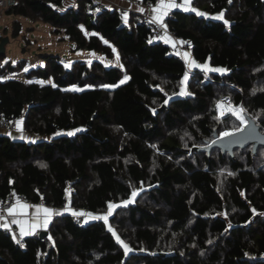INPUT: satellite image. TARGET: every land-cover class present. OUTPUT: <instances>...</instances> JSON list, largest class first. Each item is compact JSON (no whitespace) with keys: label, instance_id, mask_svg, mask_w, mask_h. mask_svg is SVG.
Returning a JSON list of instances; mask_svg holds the SVG:
<instances>
[{"label":"trees","instance_id":"trees-1","mask_svg":"<svg viewBox=\"0 0 264 264\" xmlns=\"http://www.w3.org/2000/svg\"><path fill=\"white\" fill-rule=\"evenodd\" d=\"M64 1L16 0L4 12L53 25L75 50L109 60L117 50L120 65L76 60L66 68L60 57L45 56L27 77L53 85L0 80V125L22 118L25 132L42 137L29 143L0 134V199L17 193L105 214L137 196L110 214V227L93 217L78 224L64 213L48 235L23 238V245L0 229V264H264V147L236 148L234 156L194 150L212 142L214 130L222 136L246 123L220 115L225 96L264 132V0H192L210 16L170 12L168 30L194 59L225 70L194 71L185 92L186 62L152 41L136 15L125 22L119 10H97L93 0L60 10ZM21 29L14 21L13 36ZM8 67L15 69L0 66V74ZM124 76L127 83L105 87ZM73 85L91 88L68 90Z\"/></svg>","mask_w":264,"mask_h":264},{"label":"rangeland","instance_id":"rangeland-1","mask_svg":"<svg viewBox=\"0 0 264 264\" xmlns=\"http://www.w3.org/2000/svg\"><path fill=\"white\" fill-rule=\"evenodd\" d=\"M196 9V8H194ZM200 13H204L196 9ZM192 11V10H191ZM195 11V12H197ZM210 16V15H203ZM219 16V15H217ZM215 16V17H217ZM14 21H19L22 25L21 32L18 36L14 37L12 34V24ZM55 27L49 23L43 22H32L29 19L16 16L13 14H7L5 12H0V34L3 38H7L8 42L6 44V54L2 59L3 66L12 65L15 69H8L3 75H0V80H10L17 79L23 81L25 83H39L40 85H53V79H44V78H35L29 79L27 77V73L33 69H37L39 67H43L45 65V56H58L61 59V62L65 65L66 68H69L71 64L76 61H84L91 63L94 60L101 61L107 67H111L113 65H120L119 55L117 50H115L116 57L113 60H109L105 58L102 54L92 53L88 50H75V44L70 41L64 34H56L54 33ZM19 63L22 66L18 67ZM209 73V72H207ZM127 77V79H125ZM128 76H124L121 81L116 85H107L108 88H116L128 82ZM185 79L183 78V82ZM91 87H80L77 85H73L68 87V90H72L75 92H82ZM78 89V90H77ZM183 92H185V88H183ZM240 115H234L235 117L243 122L247 121L242 111L239 109ZM22 118L18 119L17 125L22 122ZM137 196V192L135 196H132L130 202H134ZM120 203V204H111V211L108 210L105 214H92L85 213L83 215L86 221L90 220L92 217H99L103 219V217H107L106 221L107 225L109 224V216L114 212L116 208L121 205L128 204ZM64 211L68 210V207H64ZM75 212V211H74ZM82 212V211H80ZM84 213V211H83ZM113 231V230H112ZM115 233V232H114ZM117 234L115 233V237L117 239ZM119 241L120 238H119ZM123 242V241H122ZM122 244V243H121ZM124 242L122 246L124 247ZM125 248V247H124Z\"/></svg>","mask_w":264,"mask_h":264},{"label":"crops","instance_id":"crops-1","mask_svg":"<svg viewBox=\"0 0 264 264\" xmlns=\"http://www.w3.org/2000/svg\"><path fill=\"white\" fill-rule=\"evenodd\" d=\"M77 1L78 0H65L60 10H65L69 7L75 6ZM93 2L102 3L108 9H117V10L124 9L126 11L134 10L135 12H142L144 9L147 8V5L143 4L141 0L139 2H132L130 0H93ZM164 2L165 3H175L176 5H178V7L168 10L167 15H165L163 18V23L166 20L167 16L170 14V12L174 11L175 9L184 10L185 7H188L187 11H191V9H194V7L192 6V0H190V5H185L184 0H180V1L164 0ZM160 3H161V0H158L156 4L149 6L150 17L152 20H153V17L156 15L153 9L159 8ZM0 12H4V11L0 9ZM127 16H129V14H126V17ZM156 23H159V22H156ZM166 37L171 38L167 43L165 42ZM163 40L165 44L169 45L172 48V50L178 47L179 45L178 39L173 38L169 33H166L164 35ZM181 56L186 62V66H187V72L183 77L185 79V81L183 82V88H185V91L187 88L189 75L193 73L194 71L199 70L204 73L220 72V71H215L214 69H221V68L212 67L210 66L208 62L206 63L197 62L194 59L193 55L191 54L189 48L183 49L181 51ZM18 126H19V130L17 132H11V131H8L0 127V134L9 136L10 138L14 140L24 141V142H29V143L37 142L42 139V137L38 135H33V134H29L25 132L23 130L22 122H20ZM19 204L26 205L27 206L26 209H24L22 214L18 210L15 216H10L7 212V209L12 208V207H18ZM66 206L68 207V210L64 211L65 209L64 207L56 208V207L48 206L44 203H33V202H23V201L16 202L15 204L7 207L5 210L3 211L0 210V224L8 223L10 226L9 228L0 227V229L7 230V231L15 230L22 238L40 236L42 233L49 231V227L51 223L57 216L62 215L64 213H74V211H76V209L71 208L69 204H66ZM44 208L52 210L53 214L51 216L46 217L43 211H39V212L37 211L38 209L42 210ZM56 213H61V214H56ZM90 215H92V213ZM13 219L26 222L24 224V230L25 232L28 233L27 235H21L20 226L18 224L12 223ZM45 219L48 220L47 224L44 223ZM37 220L39 221V223L37 224L35 228H33L32 224L36 222Z\"/></svg>","mask_w":264,"mask_h":264},{"label":"built area","instance_id":"built-area-1","mask_svg":"<svg viewBox=\"0 0 264 264\" xmlns=\"http://www.w3.org/2000/svg\"><path fill=\"white\" fill-rule=\"evenodd\" d=\"M130 1L139 2L140 0H130ZM94 3L97 4V10L108 9L102 3H96V2H94ZM15 5H16V0H0V9L2 11L6 10V9H8L10 7H13ZM150 5H152V4H147V8L144 9L142 12H135L134 10L126 11L124 9H119V12L123 16H125L126 14L136 15V17H137L139 22H143V23L147 24L151 28V40L152 41H162L164 43L163 37H164V35L166 33H169L173 38L178 39L179 45H178V47L173 49V51L176 54L181 55V51L183 49H187L188 48L187 43L184 40L178 38L176 35H174L172 32H170L168 30L167 25H166V20L164 21L163 24H159V23H156V22H150V21H153L151 19V17H150V12H149V6ZM97 10H90V13L93 16H95L96 13H97ZM0 66H3L1 59H0ZM230 109H235L236 112L234 113L233 111H230ZM219 113H220L221 116H225V115H228V114L238 115V116L240 115L239 108L234 106L232 99L230 97H227V96L223 97L221 99V101H220ZM17 121H18V119L17 120L14 119V120H11V121L3 120L1 122L0 127L3 128V129H6L8 131H11V132H17L19 130V126L17 125ZM19 201L30 202V201H28L26 199V197L24 195L17 194V193H12L7 198L0 199V210L3 211L7 207H9L10 205H13V204H15L16 202H19ZM80 211L83 212L84 210H77L76 209L75 212L79 213ZM86 212L87 211H84V213H86ZM87 213H89V212H87ZM72 215H73V213H72ZM73 219L78 224H83V223L86 222V219H85L84 216L73 215ZM9 232L14 236V238L21 245H23V238L20 237V235L15 230H12V231H9Z\"/></svg>","mask_w":264,"mask_h":264},{"label":"water","instance_id":"water-1","mask_svg":"<svg viewBox=\"0 0 264 264\" xmlns=\"http://www.w3.org/2000/svg\"><path fill=\"white\" fill-rule=\"evenodd\" d=\"M7 42V38H2L0 40V56L6 54ZM244 117L247 121L241 129L234 131L231 135L227 136H219L217 130H214V140L206 146L195 147L194 150L210 154L212 149L218 148L224 154L229 153L230 156H234V150L236 148L243 149L251 146L253 153H255L260 146L264 147V132L261 131L259 124H257L250 115L245 113ZM43 235H48V232H44L40 236ZM161 256H164V253H161Z\"/></svg>","mask_w":264,"mask_h":264},{"label":"snow or ice","instance_id":"snow-or-ice-1","mask_svg":"<svg viewBox=\"0 0 264 264\" xmlns=\"http://www.w3.org/2000/svg\"><path fill=\"white\" fill-rule=\"evenodd\" d=\"M184 4H185V5H190V0H184ZM176 7H178V5H176L175 3H165L164 0H161V3H160L159 8H154V9H153V11L156 13V15L153 17V21H150V22H159V23L163 24V18H164L165 15H167L168 10H170V9H172V8H176ZM184 10L187 11V10H188V7H185ZM191 10H192V11H197L196 9H191ZM197 14H198V15H207L206 13H200V12H198V11H197ZM216 18H217V19H223V14H220V15L217 16ZM124 19H125V22H126V20H127L126 15H125ZM224 23H225V24H228V21H227V20H224ZM165 27H166V26H165ZM170 39H171L170 37H166V38H165V42L167 43ZM114 51H115V50H114ZM214 70H215V71H225L224 69H214ZM125 79H127V77H125ZM123 82H124V81H121V83H123ZM105 87H108V86L106 85ZM77 90H78V89H77ZM230 111H233L234 113L236 112L235 109H230ZM241 111H242V110H241ZM241 122L243 123V119H242V117H241ZM77 131H79V130H77ZM231 134H232V133L225 132V133H223L222 135L227 136V135H231ZM68 135H73V133H72V132H69ZM132 195L135 196L136 193L133 192ZM26 207H27L26 205L19 204L18 207L8 208V209H7V212H8V214H9L10 216H15V215L17 214V211H18V210H19V212L22 214L23 211H24V209H26ZM112 207H114V206L110 204V205H109V211H111ZM37 211H38V212H39V211H43L46 217H47V216H51V215L53 214V213H52V210L47 209V208H44V209H42V210H41V209H38ZM253 212H255V209H253ZM56 214H61V213H56ZM73 215L83 216V215H85V213H83V212H79V213L74 212ZM93 218L96 219V218H99V217H93ZM103 219L107 220V217H103ZM12 223H14V224H18V225L20 226L21 235H27V234H28V233L25 232V230H24V224H25L26 222H22V221H19V220L13 219V220H12ZM38 223H39V221L37 220L36 222H34V223L32 224V227L35 228V227L37 226ZM44 223L47 224V223H48V220L45 219ZM0 227L9 228L10 226H9L8 223H3V224H0ZM109 230L112 231L111 228H109ZM113 234L115 235L114 232H113ZM117 240L119 241V237H118V236H117ZM119 242L123 244L122 241H119ZM124 247H125L126 250L128 249V246H127L126 244L124 245Z\"/></svg>","mask_w":264,"mask_h":264}]
</instances>
